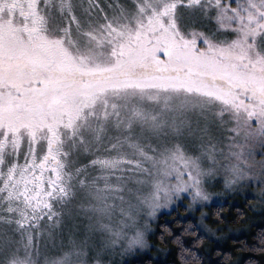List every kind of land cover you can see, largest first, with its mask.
<instances>
[{
	"label": "snow or ice",
	"instance_id": "snow-or-ice-1",
	"mask_svg": "<svg viewBox=\"0 0 264 264\" xmlns=\"http://www.w3.org/2000/svg\"><path fill=\"white\" fill-rule=\"evenodd\" d=\"M215 188L264 205V0H0V264H217Z\"/></svg>",
	"mask_w": 264,
	"mask_h": 264
},
{
	"label": "trees",
	"instance_id": "trees-1",
	"mask_svg": "<svg viewBox=\"0 0 264 264\" xmlns=\"http://www.w3.org/2000/svg\"><path fill=\"white\" fill-rule=\"evenodd\" d=\"M219 209L216 206L211 207L210 209V219L207 224L210 227H217L216 224L213 223L217 217L215 216L216 211ZM181 215H187L185 212L179 210ZM238 212H243L244 215L242 218L238 219ZM176 213H173L172 216L164 215L161 217V222L163 220H172L175 217ZM222 215L225 217L224 222L221 227L224 228V231H233V230H241L244 229V232L240 234H234L228 238L225 244L221 247L224 252L228 253V259L225 260L223 256H217L212 250L217 248V246L209 245L210 241L205 238L202 243L197 244L195 237L191 233L182 234V238L185 241H189L193 248V251H197L199 253H212V259L217 261V264H245L246 261L252 260L255 264H261L264 257L260 253L249 252L247 248L243 246V244H251L253 237L259 231L261 227H264V217L258 216L255 217L252 214L250 215V209L247 204H223V212ZM192 224H196V221L189 217V221ZM166 243H162L160 241V232L156 231L151 238L152 244L155 248H158L161 252L160 258H153L150 256H145L140 260L133 261L131 264H149L151 261L152 264H156L157 261L164 260L166 257L171 258L174 257L177 261L179 260V254L176 251L177 245L173 241V239L169 236H166ZM202 258H207L204 256Z\"/></svg>",
	"mask_w": 264,
	"mask_h": 264
},
{
	"label": "rangeland",
	"instance_id": "rangeland-1",
	"mask_svg": "<svg viewBox=\"0 0 264 264\" xmlns=\"http://www.w3.org/2000/svg\"><path fill=\"white\" fill-rule=\"evenodd\" d=\"M211 190L215 193H219V195L214 196V200H216V204L204 209V212L207 214V217H208L204 221V223H206V224L210 219L211 207L216 206L218 204H224L225 200H227L226 204H229V205H231V204H246L244 194L225 193L219 188H215V189H211ZM249 199H250V202L255 205L254 208H249L250 209V215L252 214L255 217H258V216L264 217V205H261L256 200H251V198H249ZM181 209L183 212H185L183 208H181ZM181 209H179V210H181ZM186 214L188 215V213H186ZM199 216H200V212H194L189 217H191L193 220H195L196 223H199ZM207 225L210 226L209 224H207ZM154 228H155V225H154ZM242 232H244V229H241V230L237 229V230H233V231H229V230L226 231L225 230L223 232L217 233L216 237H213L211 239L207 238V239L210 241V243H209L210 247L211 246H218V244L220 247H222L225 244V242L228 240V238H230L231 236H234V234H240ZM153 235H154L153 233H150L149 237H148L150 247H148L146 249L139 250L137 253H135L133 255L125 256L123 258L122 264H131L133 261L140 260V259L144 258L145 256H150V257L156 256L153 258H160V256H161L160 250L158 251V248H155V246L151 242V238L153 237ZM115 259L118 262L121 261L120 257H116Z\"/></svg>",
	"mask_w": 264,
	"mask_h": 264
}]
</instances>
